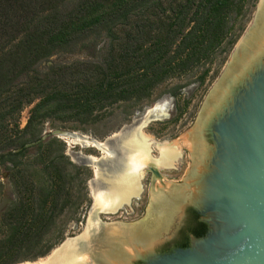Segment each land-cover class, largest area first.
I'll list each match as a JSON object with an SVG mask.
<instances>
[{
  "label": "trees",
  "instance_id": "1",
  "mask_svg": "<svg viewBox=\"0 0 264 264\" xmlns=\"http://www.w3.org/2000/svg\"><path fill=\"white\" fill-rule=\"evenodd\" d=\"M69 1L0 0V165H7L14 195L3 220L8 231L0 233V264L47 256L58 219L82 202L73 192L83 191L84 170L54 153L56 139L41 141L45 125L99 122L114 107L135 106L161 83L199 70L203 84L257 0H73L68 8ZM102 37L101 60L50 61L58 50ZM196 216L189 211L186 230L199 239L205 233Z\"/></svg>",
  "mask_w": 264,
  "mask_h": 264
},
{
  "label": "water",
  "instance_id": "2",
  "mask_svg": "<svg viewBox=\"0 0 264 264\" xmlns=\"http://www.w3.org/2000/svg\"><path fill=\"white\" fill-rule=\"evenodd\" d=\"M260 3L258 0L252 22L208 93L201 111L213 88L231 70L242 41L254 28ZM205 132L207 141L213 143L210 165L214 170L205 183L204 201L182 204L176 211L178 218L157 238L151 260L137 257L134 261L143 264H264V60L237 85L231 100L216 114ZM49 136L100 151L104 156L98 161H84L95 170L119 153L120 137L116 134L103 143L87 138L94 142L91 146L86 145V137L74 132L53 130L44 134L41 141ZM148 171L159 177L157 169L151 167ZM190 174L188 177L193 175L192 171ZM187 207L194 209L209 226L207 236L193 240L188 249L157 254L155 249L171 237Z\"/></svg>",
  "mask_w": 264,
  "mask_h": 264
},
{
  "label": "rangeland",
  "instance_id": "3",
  "mask_svg": "<svg viewBox=\"0 0 264 264\" xmlns=\"http://www.w3.org/2000/svg\"><path fill=\"white\" fill-rule=\"evenodd\" d=\"M257 2L258 0L253 7H250L245 20L241 23L244 24V30L239 39L226 56L223 55L218 57L210 66V72L205 78L203 84L199 80L202 70H199L185 77L174 78L161 83L157 88L152 90V94L148 100L135 106L129 104L114 107L111 111V115L99 122L83 125L70 122L64 124L48 123L45 125L42 136L53 130H61L69 133L74 132L90 140L103 143L115 134L117 137H120L121 135V138L124 135L129 134L144 121L148 111L155 106H158L167 112V117L162 120L155 121L151 119L149 123L141 129V133L152 142L150 155L154 159L158 158L160 155L156 145H177L180 158L176 162L175 168L158 169L159 177L154 176L149 171L144 172L140 181L142 187L141 196L139 199L131 200L129 205L123 206L116 214L112 215L95 212L98 214H96L97 220L104 229L117 226V224L129 226L143 220L146 216L150 197L154 192L169 191L174 188V186L184 185L187 187L188 191L190 190L189 192H191L193 196L196 195L197 180L188 177V173H190L193 166L189 153V147H191L190 136L196 127V120H198V115L208 93L218 81L230 59V55L234 51V48L252 22ZM74 3L75 1L73 0L69 1L67 7L71 8ZM106 48L107 40L103 37L77 42L72 45V48L65 49L66 51L58 50L54 52L50 61L52 63L67 64L84 61L95 62L105 57ZM223 58L224 61L222 62ZM45 65L47 64H43L42 66L45 67ZM27 118L28 108H25L21 112L19 119L21 129L25 127ZM53 138L57 141L51 148L54 153L59 154L62 152L76 169L84 170V173L79 176L80 180H84V189L83 191H75V189L73 192L75 195H78L77 192L80 193L82 202L76 206L68 208L58 219L57 227L60 229V232L55 234L52 231L49 235V237L53 239L52 242L56 245L47 256L35 261L27 260L17 264L34 263L41 259H45L50 256L54 250L61 247L60 244L63 241L65 243L69 239L82 235L87 227L90 215L93 212V207L95 205L94 194L99 191V188L95 189L94 187L95 183H98L95 178V171L97 168L95 170V167L89 165L88 162L84 163V161H88L89 159H92L91 161H98L104 155L95 148L67 142L66 140L52 136L46 138L45 141ZM204 139L208 149L213 150V143L207 141L205 133ZM34 152L35 150L33 148H29V157H32ZM6 167L7 165H0V233L8 231L3 227V220L8 212L11 202L14 200L13 190L9 183V176ZM194 186L195 188H193ZM198 186H200V184ZM163 245L164 243H161L155 249V252L159 253ZM125 249H127L128 252L130 251V253L132 252L129 247H126ZM23 253H25L24 248ZM83 256L82 258L85 259L87 264H94L88 254H84ZM134 260H132L131 263L137 264Z\"/></svg>",
  "mask_w": 264,
  "mask_h": 264
},
{
  "label": "bare ground",
  "instance_id": "4",
  "mask_svg": "<svg viewBox=\"0 0 264 264\" xmlns=\"http://www.w3.org/2000/svg\"><path fill=\"white\" fill-rule=\"evenodd\" d=\"M263 60L264 0H261L254 28L242 41L241 50L231 70L213 88L190 136L189 153L193 165L191 169L193 175L190 178L197 180L196 195L193 196L184 185L166 190L167 192H154L150 197L145 218L133 225L117 224L104 229L97 220L98 214L95 212L113 215L123 206L129 205L131 200L139 199L142 194L141 178L151 167L157 170L175 168L180 158L177 145H156L160 155L154 159L150 155L152 142L141 133V129L149 123L151 117L155 121L167 117L165 110L155 106L148 111L138 127L122 138L120 135L117 156L103 166L97 167L95 178L98 183H95L94 187L99 188V191L94 194L95 205L84 233L63 242L61 247L47 258L24 264H87L82 258L84 254H88L94 264H131L137 257L151 260L150 254L157 238L162 236L178 218L176 211L182 204L204 201L205 183L214 170L210 165L214 150L208 149L204 133L216 114L231 100L237 85ZM84 141L89 146L94 144L87 138H84ZM126 247L133 253L128 252Z\"/></svg>",
  "mask_w": 264,
  "mask_h": 264
},
{
  "label": "flooded vegetation",
  "instance_id": "5",
  "mask_svg": "<svg viewBox=\"0 0 264 264\" xmlns=\"http://www.w3.org/2000/svg\"><path fill=\"white\" fill-rule=\"evenodd\" d=\"M192 210L196 213V221L198 223L203 224L204 226V236L199 238L202 239L204 237L207 236L208 232H209V226L202 220V217L192 208L187 207L182 215V221L181 223L175 228L174 232L171 234V237L164 242L163 247H161V250L159 251V255H163V254H168V253H172L174 251L177 250H184V249H180L179 247L176 246V243H182V244H187L188 248H190L192 246V241L193 240H199L197 238H195V236H193V234L188 233V231L186 230L187 228V220L189 217V211ZM186 248V249H188ZM137 264H143L141 261H136Z\"/></svg>",
  "mask_w": 264,
  "mask_h": 264
}]
</instances>
